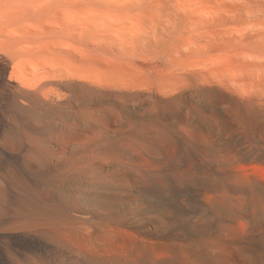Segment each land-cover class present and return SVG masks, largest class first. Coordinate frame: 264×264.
I'll return each mask as SVG.
<instances>
[{"label": "bare ground", "instance_id": "obj_1", "mask_svg": "<svg viewBox=\"0 0 264 264\" xmlns=\"http://www.w3.org/2000/svg\"><path fill=\"white\" fill-rule=\"evenodd\" d=\"M0 264H264V0H0Z\"/></svg>", "mask_w": 264, "mask_h": 264}]
</instances>
